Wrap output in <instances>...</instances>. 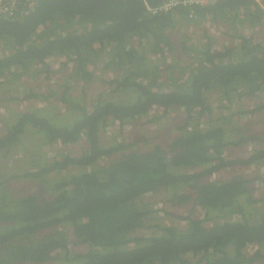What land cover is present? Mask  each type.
<instances>
[{
	"label": "trees",
	"instance_id": "1",
	"mask_svg": "<svg viewBox=\"0 0 264 264\" xmlns=\"http://www.w3.org/2000/svg\"><path fill=\"white\" fill-rule=\"evenodd\" d=\"M261 4L220 0L149 16L141 0H21L14 18L0 17V264L263 263L264 213L248 216L246 207L264 204V174L255 176L256 188L240 172H263L264 122L251 132L239 121L249 112H233L264 92V45L238 32L264 26ZM208 22L224 23L239 43L217 51L206 31L205 44L174 35ZM68 58L85 91L64 82L53 93L28 90L42 104L31 109L21 107L19 85L11 95L26 75L52 81ZM94 82L107 90L86 102L85 86ZM53 99L66 110L43 106ZM215 105L225 112L216 114ZM153 108L158 113L146 123L169 127L151 137L142 129L135 142L118 144L105 128ZM257 111L264 105L251 117ZM55 144L70 147L50 156ZM232 147L250 152L227 160ZM228 169L236 173L227 176ZM15 180L37 184L13 190ZM153 193L173 208L192 203L190 216L152 209L145 197ZM196 209L203 218L193 217ZM157 211L187 227L154 224ZM145 229L157 232L138 235ZM72 243L87 249L72 253ZM249 245L260 247L250 257Z\"/></svg>",
	"mask_w": 264,
	"mask_h": 264
},
{
	"label": "rangeland",
	"instance_id": "2",
	"mask_svg": "<svg viewBox=\"0 0 264 264\" xmlns=\"http://www.w3.org/2000/svg\"><path fill=\"white\" fill-rule=\"evenodd\" d=\"M188 26V25H187ZM187 26H184L182 28H179V29H176L175 32H174V35L175 37L177 38H180L182 36H187V32H186V27ZM206 27V34L208 36H210V38L212 39H219V45L222 44L223 41H227L228 44L232 43V44H236V41L232 39V37H230V34H232V31L229 32V29L227 27V29L224 27L223 29L220 28V27H207L204 23L202 24H199L198 27L195 28V34L194 35H191L189 36V38H195V40L193 41L192 45H196V44H205L207 38L203 37V31H205V28ZM261 29L263 31L264 29V26H261ZM253 31L254 29H249V28H239V31L240 34H242V36L244 37H249L253 34ZM229 32V37L226 36V34ZM255 32V31H254ZM256 34L254 35V40L255 42H259L260 41H263L264 42V34L263 33H259V31H256L255 32ZM216 40V41H217ZM253 43V42H252ZM200 46V45H198ZM181 60L187 62V56H179ZM93 69V68H92ZM98 74L100 75H103V77L105 79H110V78H113L116 76V74L113 73V76L110 77L108 76L109 73H102L101 71H97ZM28 81L26 82L27 85H30V86H36V91L38 92L39 90H42L43 88L46 87V84H44V82H42V79L43 77L39 76V77H36V76H28ZM67 78H59V81L62 83L66 80ZM59 82V83H60ZM22 83L19 81V83L17 84H13L10 88H12V92H11V95L13 96V94L15 93L16 90H18L17 88H14L16 86L19 85V88L20 90V95L19 97L21 98V94L23 92L26 91V84L25 85H22ZM86 94L89 96L86 98V102L88 101H91V98L94 99L95 97H97L98 95L100 94H103L107 88L102 86L101 84L99 83H87L86 84ZM51 89L53 90V88L51 87ZM75 89L77 90V86H75ZM55 90V89H54ZM53 93V92H51ZM50 93V94H51ZM50 94H48L47 96H49ZM212 101H215V102H219L218 99H217V96H214L212 98ZM33 102H35V104H32L33 108L37 107V108H41L42 104H41V101H38V100H34ZM242 102V103H241ZM241 102H237V108L233 111V112H240L241 110L243 111H246L247 113L249 112V114H246L244 116H242L240 118V122L242 123V125L244 126H247L248 130H251L252 132V129L255 131L256 129H258V127L264 122V112H255L254 115H250V112H254V110L262 103H264V92L261 93V94H258L257 96H254V97H245L244 99L241 100ZM41 105V106H40ZM46 105H49V107L51 108H55V107H58V109H63V107L61 108V104L58 105V102L55 101L54 99L53 100H50L48 101L47 103L43 104V106H46ZM32 106H30V102H28V107H30V109L32 108ZM215 109H216V114H220L222 112H225L222 108V105L219 106V105H215L214 106ZM178 120H184V114L182 115H176ZM151 127L152 129L150 128H147L145 130V135L148 137H151L154 134L158 133L159 130H163L165 128H168L169 126L167 125V122H162L161 125H160V129H159V126L157 124L155 125H151L149 126ZM140 128H143V127H140ZM141 130H137L138 132V136H139V132ZM160 131V132H161ZM138 147H146L147 146V143H145L144 141L141 143H138L137 144ZM151 146V145H150ZM64 148H60V147H54L52 149L49 150V154L50 156H53L57 151H63ZM70 154H71V151H69ZM81 152V151H80ZM79 152V153H80ZM248 147H243V148H239V147H232V148H228L223 156L225 157V159L227 160H235L237 159L238 157H244L246 155H248ZM27 162H23L22 165H26ZM20 164V165H21ZM258 169H261L263 172H259V171H255V169H244L242 172H240L242 175H246L248 177V179H250L252 182H253V186H256L257 184H259V181L255 178L256 175L262 173L264 174V168L263 167H260ZM236 173V171L234 172ZM234 173L231 172V170H226L225 172V175L227 176H231L233 175ZM34 184H37L36 181H23V180H15V181H12L10 182L9 186L11 189L13 190H17L16 187H18V190L21 189V188H25L26 186H29V185H34ZM30 187H33L32 189V192L33 193H37L38 191L35 190L34 186H30ZM169 194V193H168ZM170 195V194H169ZM165 196H163L162 193H153V194H149L145 197V201L146 203H149L151 206H152V209H158V210H162L164 208H166L169 213H175L177 215H183V216H190V210L192 208V203L191 204H187L185 206H182V208H173L171 207L170 205L166 204V200L164 198ZM261 197V195H260ZM259 197V198H260ZM41 198H44L43 195H41ZM246 213L248 216H254V215H260V214H263L264 213V204H260V205H257V206H247L246 207ZM204 216V212H202L200 209H196L194 214H193V217L195 218H198V219H201L203 218ZM236 217V220H240V216H235ZM154 224H160L161 226H165V227H178L180 229H184L187 227V224H185V222H182L181 220H178L176 219L175 217H171V216H167L163 213H158V211L156 212V221ZM211 226V223H208L206 224V227H210ZM157 231H154V229H145V230H142V231H139L138 232V235H141V236H145V237H150L151 235L155 234ZM136 235H137V232H136ZM85 249H87L85 246H80V245H75L72 243V249H71V252L72 253H76V252H81V251H85ZM256 249H260L257 248V247H249L246 249L245 253L246 255H252V252ZM60 258H61V254L58 255ZM191 261H196V259L194 258H190ZM263 263L261 264H264V261H262ZM50 263L52 264H57V262L54 260V258L52 259V261H50Z\"/></svg>",
	"mask_w": 264,
	"mask_h": 264
},
{
	"label": "built area",
	"instance_id": "3",
	"mask_svg": "<svg viewBox=\"0 0 264 264\" xmlns=\"http://www.w3.org/2000/svg\"><path fill=\"white\" fill-rule=\"evenodd\" d=\"M147 13L149 14V16H159V15H162V14H166V13H170V12H175L177 9L179 8H195V7H207V6H210L211 4H214L215 2H218L220 0H160V2H158L157 4L155 5H151L147 0H141ZM258 1V0H257ZM20 3H21V0H0V17L1 18H6V19H11V18H14L16 16V14L18 13V9H19V6H20ZM261 9L264 11V5L261 4L260 5ZM205 25L207 27H220V28H226L227 29V26L224 24V23H216L215 25H212L211 23H205ZM261 26L262 25H259V26H256L254 27V31H259V33H263L264 34V29L262 31L261 29ZM198 27V25L196 24H189L187 27H186V32H187V35L191 36V35H194L195 34V28ZM205 31H206V27L204 28ZM253 31V34L251 36H249L248 38H251L253 39V43H262L264 45V42L263 41H260L259 42H255L254 40V35L256 34L255 32ZM228 34V33H227ZM226 34V36H227ZM228 37V36H227ZM230 38V37H229ZM233 40L236 41V44H228L227 41H223L221 45H219V41H218V45L216 47V50L219 51V48L221 50V48L226 44V45H230V46H236L239 41L232 38ZM219 40V39H218ZM169 56V55H168ZM172 62V58L169 56V63ZM58 66H60L58 64ZM61 72V68L59 67V70H58V73L57 75L53 78L52 81H43L44 84H46V87L43 88L44 90H49V92H53V90L51 89V87L53 88V85H58L60 84L59 82V73ZM28 76H24L23 77V83L22 85H25L26 82L28 81ZM59 88V86L57 87ZM57 88H55L54 91L57 90ZM28 90H36V86H30V85H27L26 84V91ZM42 94H45V93H42ZM21 99H22V103H21V107L22 108H25L26 106H28V102H30L31 104H35L34 99H30V98H27V96H25L24 92L21 94ZM242 103V102H241ZM222 104V103H221ZM226 104V103H224ZM41 106V105H40ZM7 106H3L2 108H5ZM63 107L64 110H66V107L64 105L61 104V108ZM12 109V108H11ZM4 110V109H3ZM23 111V110H22ZM9 112V111H8ZM7 112V113H8ZM18 112H21V111H18ZM7 113H5L7 115ZM158 113V112H157ZM156 113V109L153 108V110L150 112L149 114V117H152L154 115L157 114ZM163 111H161V115H162ZM143 119V120H142ZM148 117L147 118H141L139 120H137L136 124L137 125H145V126H150L148 125L146 122H148ZM203 121H207V116L204 117ZM113 128H108L109 131H111ZM54 147H60V148H64V149H69L68 147H70L69 145H62V144H55L49 148H47V150H50ZM249 152H250V148H248ZM248 152V154H249ZM248 169H255V171L257 170V168H254L253 166L248 168ZM243 176L245 177L246 175L243 174ZM258 186H261V184H257L256 185V188ZM258 194V199L261 195V192L258 191L257 192ZM202 211V209H200ZM249 247H257L259 248V246L257 245H249L247 248ZM246 248V249H247ZM245 249V251H246ZM258 249L254 250L252 252V254L257 251ZM246 255V253H245ZM248 257L251 256L250 255H246Z\"/></svg>",
	"mask_w": 264,
	"mask_h": 264
},
{
	"label": "clouds",
	"instance_id": "4",
	"mask_svg": "<svg viewBox=\"0 0 264 264\" xmlns=\"http://www.w3.org/2000/svg\"><path fill=\"white\" fill-rule=\"evenodd\" d=\"M263 92H259L258 94H261ZM256 94L255 96H257ZM254 97V96H253ZM264 105V103L260 104L259 106ZM147 118V117H143ZM148 118L149 115H148ZM149 120V119H148ZM137 121L131 122L129 124L127 123H120V122H107L105 128H113L109 134L113 137V140L116 141L118 144H124V145H129L132 142H135V137L138 136L137 130H146L147 128L152 129L149 126L145 125H137ZM151 126V125H150ZM143 127V128H140Z\"/></svg>",
	"mask_w": 264,
	"mask_h": 264
},
{
	"label": "flooded vegetation",
	"instance_id": "5",
	"mask_svg": "<svg viewBox=\"0 0 264 264\" xmlns=\"http://www.w3.org/2000/svg\"><path fill=\"white\" fill-rule=\"evenodd\" d=\"M219 51H220V48H219ZM70 59L71 58H68V59H66V61L70 60ZM60 68H61V72L59 73V78H61V77H62V79L63 78H67L64 81V84L71 85L73 87V89H75L76 85L74 84V82H76V81H74L72 79L74 77V75H75L74 74L75 68L73 67V65L69 61H67L63 65H60ZM80 87H84V86H80ZM57 89H59V88H57ZM77 90L85 91V90H82L81 88H79L78 86H77Z\"/></svg>",
	"mask_w": 264,
	"mask_h": 264
}]
</instances>
